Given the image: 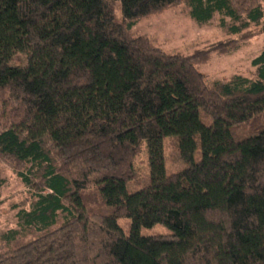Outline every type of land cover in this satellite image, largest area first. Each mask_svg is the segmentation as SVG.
<instances>
[{
  "label": "trees",
  "instance_id": "1",
  "mask_svg": "<svg viewBox=\"0 0 264 264\" xmlns=\"http://www.w3.org/2000/svg\"><path fill=\"white\" fill-rule=\"evenodd\" d=\"M181 6L232 38L167 54L135 32ZM261 34V0H0V163L30 192L0 264H264V49L253 77L201 73Z\"/></svg>",
  "mask_w": 264,
  "mask_h": 264
},
{
  "label": "rangeland",
  "instance_id": "2",
  "mask_svg": "<svg viewBox=\"0 0 264 264\" xmlns=\"http://www.w3.org/2000/svg\"><path fill=\"white\" fill-rule=\"evenodd\" d=\"M264 9V0H261ZM228 26L222 27L220 17L217 15L208 25L197 24L189 15L185 6L167 10L161 14L144 19L138 22L135 32L150 38L154 44L167 54H189L195 50L207 48L220 41L232 38ZM264 49V34L253 38L239 51L229 55H218L202 67L201 73L209 80L228 81L234 75L253 77L254 68L252 60ZM26 64V57H19L11 62V66H23ZM250 127H242L238 132L246 134ZM195 161L201 159V145L198 139ZM165 167L167 173H174L187 167V163L180 155V146L177 137L168 138L165 141ZM138 173L145 184L150 179L149 156L147 142H143L140 153L135 159ZM0 176L5 180L0 188V245L3 243L2 236L9 230L18 229L17 213L22 204L30 197V192L25 189L14 174L13 169L4 163H0ZM136 190V185L132 187ZM130 220H120V226L127 232ZM142 235H165L171 230L165 225H157L151 229L141 230ZM36 234H24L15 245H21L34 239Z\"/></svg>",
  "mask_w": 264,
  "mask_h": 264
}]
</instances>
